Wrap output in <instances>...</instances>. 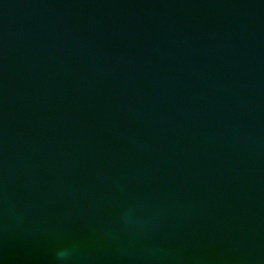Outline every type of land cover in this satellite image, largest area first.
I'll return each mask as SVG.
<instances>
[{"label":"water","instance_id":"water-1","mask_svg":"<svg viewBox=\"0 0 264 264\" xmlns=\"http://www.w3.org/2000/svg\"><path fill=\"white\" fill-rule=\"evenodd\" d=\"M0 264H264V0H0Z\"/></svg>","mask_w":264,"mask_h":264}]
</instances>
